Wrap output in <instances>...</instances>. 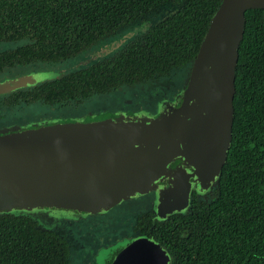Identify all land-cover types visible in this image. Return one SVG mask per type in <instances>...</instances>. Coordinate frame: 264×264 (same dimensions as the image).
<instances>
[{"label": "trees", "instance_id": "16d2710c", "mask_svg": "<svg viewBox=\"0 0 264 264\" xmlns=\"http://www.w3.org/2000/svg\"><path fill=\"white\" fill-rule=\"evenodd\" d=\"M221 2L0 0V43L24 37L31 41L15 50L0 49V80L37 62L59 67L85 55L110 30L148 19L155 23L145 45L134 46L117 59L120 74L100 71L97 62L90 69L70 65L69 73L0 94V113L37 102L80 103L146 74L162 75L192 63ZM245 16L232 143L212 198L193 200L197 207L185 215L194 219L187 225L190 236L183 239L187 244L182 249L168 245L170 252H181L172 264H264V9H249ZM69 254L66 243L54 232L42 231L31 216L0 213V264H69Z\"/></svg>", "mask_w": 264, "mask_h": 264}, {"label": "water", "instance_id": "95a60500", "mask_svg": "<svg viewBox=\"0 0 264 264\" xmlns=\"http://www.w3.org/2000/svg\"><path fill=\"white\" fill-rule=\"evenodd\" d=\"M257 8L264 0H222L180 102L162 103L157 115L119 112L0 129V213L80 217L150 192L156 213L185 211L191 191L204 195L226 162L245 13ZM48 76L0 80V94ZM113 264H171V255L154 238L137 237L121 244Z\"/></svg>", "mask_w": 264, "mask_h": 264}, {"label": "flooded vegetation", "instance_id": "af4514ba", "mask_svg": "<svg viewBox=\"0 0 264 264\" xmlns=\"http://www.w3.org/2000/svg\"><path fill=\"white\" fill-rule=\"evenodd\" d=\"M170 12L173 13L174 10L171 9ZM11 25L20 27L19 22H13ZM154 25L155 23L150 22L148 19L140 23L129 24L121 29L110 30L98 37L93 48L87 51L85 55L62 62L57 69L46 67L47 63L37 62L19 69V72L15 73L14 77L33 72L50 74L48 78L34 84L36 85L46 79H52L63 73H69L73 71V68L79 69V67L83 66L90 69L96 64H100V71L102 72L108 71L120 74L121 71L116 67L119 64L117 63V59L121 54H128L126 52H129L132 47L145 45L148 32ZM131 29L135 30L132 31ZM124 31L127 32L125 36L127 39L119 45V41L122 40L121 38L124 35L122 32ZM30 42V37H24L21 40L0 43V49L15 50L17 47L24 46ZM110 61L114 63L113 66L115 68L110 66ZM69 62V65H63ZM95 62L97 63L94 64ZM191 67L192 63L188 62L187 64L176 66L162 75L156 72L149 73L144 75L142 79L120 85L110 92L93 94L80 103L60 105L66 111L64 115L66 117L64 118L96 119L102 113L114 115L116 112H124L135 115L141 111L157 115L162 103L166 101L180 102V95L188 84L187 79ZM11 76L8 77L13 78ZM91 100H95V103H92ZM40 104L45 105L48 109L53 107L50 109L52 111L51 114L56 113V104ZM74 104H76L75 107L79 111L77 115H71L72 110L70 106ZM111 104L116 105V107H111ZM46 111L33 115L30 121H25L22 114L15 121L0 127L11 125L23 126L28 123L38 122L37 116L44 113L46 115ZM217 182L204 195L193 189L190 195V205L186 211L169 216H163L154 211L153 202L156 194L150 192L124 200L102 213L88 214L77 218H63L60 221V225L54 229L45 228L39 222L38 224L42 231L54 232L66 243L70 252L69 264H97V255L101 250L107 248L113 249L119 243L137 237L154 238L161 247L169 252L172 264L174 259L177 258V254H181V252H170L168 245L182 249L187 244V241L183 239L190 236L191 233H189L187 225L194 221V219L186 218L185 215H191L193 207H197V204L193 203V200L209 201L212 198L213 189L216 187ZM180 216H184L185 218ZM147 219H151L153 224H150ZM155 223H158L160 226ZM162 223L164 224L163 227H161ZM116 249L119 251L120 247L118 246ZM118 251L110 253L109 259L104 264H113V256L114 254L117 255Z\"/></svg>", "mask_w": 264, "mask_h": 264}, {"label": "rangeland", "instance_id": "374dc122", "mask_svg": "<svg viewBox=\"0 0 264 264\" xmlns=\"http://www.w3.org/2000/svg\"><path fill=\"white\" fill-rule=\"evenodd\" d=\"M132 31H134L135 29H131ZM124 35L122 36V40L121 41H119V45L120 44H122V43H124L125 41H126V39H127V37H125L126 36V33L127 32H122ZM115 45H117V44H115ZM118 45V46H119ZM118 46H116V47H118ZM70 64V62L69 63H65V64H63V65H69ZM47 66L46 67H51L52 69H57L58 67H56L55 65H51V64H46ZM57 65V64H56ZM49 76H50V74H49ZM48 76V77H49ZM7 79V78H6ZM91 102L92 103H95V100H91ZM75 105L76 104H74V105H71L70 106V109L72 110L71 111V115H77L78 113H79V111L77 110V108L75 107ZM111 107H116V105H114V104H111L110 105ZM53 107H50L49 109H48V107H46L45 105H43V104H40V103H35L34 104V106H22L21 108H19V109H14L13 111H10V112H8V113H4V112H1L0 113V126H2V125H5V124H7V123H9V122H12V121H15V119L16 118H19V116L20 115H22L23 114V116H24V119H25V121H30V119L32 118V116L33 115H36V114H40V113H42V112H44V111H46V115H44V114H42V115H38L37 116V120H38V122H42V121H50V120H71V119H75V118H64V117H66V116H64L65 115V113H66V111L63 109L64 107H62V106H57V107H55L56 108V113L55 114H51L52 113V111L50 110V109H52ZM18 110H20V111H18ZM111 111H113V110H111ZM116 114H119V112H116ZM116 114H114V115H112V114H109V113H102V114H100L99 116H97L96 117V120H100V119H103V118H106V117H108V116H116ZM68 116H70V115H68ZM23 119V120H24ZM36 121V120H35ZM24 122V121H23ZM33 123V122H32ZM29 124V123H28ZM25 125H27V124H25ZM11 126H15V125H11ZM11 126H6V127H0V129H3V128H8V127H11ZM186 211V210H185ZM184 212V211H183ZM181 213V212H180ZM161 215H163V214H161ZM59 217H57L58 218V220L56 219V220H54L52 217L51 218H41V219H39V217L38 216H36V217H33L35 220H37L43 227H45V228H48V229H54L55 227H58L59 225H60V221L63 219V218H77V217H75L74 215L73 216H68L67 214H59L58 215ZM163 216H165V215H163ZM169 216V215H168ZM80 217H82V216H80ZM85 237H86V235H84ZM126 242H128V241H124V242H121V243H119L117 246H115V247H113V249H111V248H107V249H103V250H101L100 252H99V254L97 255V264H104L106 261H107V259H109L108 258V256H110L109 254L110 253H112V252H116V251H118L116 248L119 246H121V244H123V243H126ZM113 250H116V251H113ZM115 255L116 254H114V256H113V259L115 258ZM80 261V260H79ZM78 261V262H79Z\"/></svg>", "mask_w": 264, "mask_h": 264}]
</instances>
